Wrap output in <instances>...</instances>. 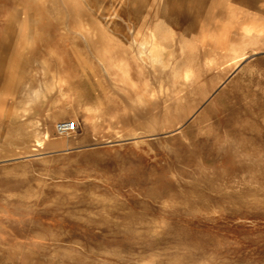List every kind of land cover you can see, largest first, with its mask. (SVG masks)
Returning a JSON list of instances; mask_svg holds the SVG:
<instances>
[{
    "label": "rangeland",
    "instance_id": "obj_1",
    "mask_svg": "<svg viewBox=\"0 0 264 264\" xmlns=\"http://www.w3.org/2000/svg\"><path fill=\"white\" fill-rule=\"evenodd\" d=\"M0 264H264V0H0Z\"/></svg>",
    "mask_w": 264,
    "mask_h": 264
},
{
    "label": "built area",
    "instance_id": "obj_2",
    "mask_svg": "<svg viewBox=\"0 0 264 264\" xmlns=\"http://www.w3.org/2000/svg\"><path fill=\"white\" fill-rule=\"evenodd\" d=\"M78 124L74 120H61L56 123V130L60 134H69L76 130Z\"/></svg>",
    "mask_w": 264,
    "mask_h": 264
},
{
    "label": "bare ground",
    "instance_id": "obj_3",
    "mask_svg": "<svg viewBox=\"0 0 264 264\" xmlns=\"http://www.w3.org/2000/svg\"><path fill=\"white\" fill-rule=\"evenodd\" d=\"M189 83H191V80H187V84H189ZM50 138V134H49V132L48 131H45L44 133H43V135H42V139H38L37 141L39 142V143H42V141H46L47 139H49Z\"/></svg>",
    "mask_w": 264,
    "mask_h": 264
},
{
    "label": "crops",
    "instance_id": "obj_4",
    "mask_svg": "<svg viewBox=\"0 0 264 264\" xmlns=\"http://www.w3.org/2000/svg\"><path fill=\"white\" fill-rule=\"evenodd\" d=\"M3 97V96H2Z\"/></svg>",
    "mask_w": 264,
    "mask_h": 264
}]
</instances>
